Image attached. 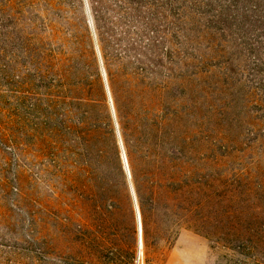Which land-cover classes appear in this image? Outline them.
Segmentation results:
<instances>
[{"label":"rangeland","instance_id":"1","mask_svg":"<svg viewBox=\"0 0 264 264\" xmlns=\"http://www.w3.org/2000/svg\"><path fill=\"white\" fill-rule=\"evenodd\" d=\"M0 264H264V0H0Z\"/></svg>","mask_w":264,"mask_h":264},{"label":"bare ground","instance_id":"2","mask_svg":"<svg viewBox=\"0 0 264 264\" xmlns=\"http://www.w3.org/2000/svg\"><path fill=\"white\" fill-rule=\"evenodd\" d=\"M122 158H123L125 167H127V162H126V157H125L124 152L122 153ZM127 172H128V170H127ZM128 176H129V172H128ZM137 208H136V219H137L138 235H139L138 236V247H139V250H141V248H142V236L143 235H142V225H141L140 214H139V211ZM139 231H140V233H139Z\"/></svg>","mask_w":264,"mask_h":264},{"label":"water","instance_id":"3","mask_svg":"<svg viewBox=\"0 0 264 264\" xmlns=\"http://www.w3.org/2000/svg\"><path fill=\"white\" fill-rule=\"evenodd\" d=\"M133 200H134L135 206L137 207V205H136V199H135L134 195H133ZM139 233H140V231H139Z\"/></svg>","mask_w":264,"mask_h":264},{"label":"trees","instance_id":"4","mask_svg":"<svg viewBox=\"0 0 264 264\" xmlns=\"http://www.w3.org/2000/svg\"><path fill=\"white\" fill-rule=\"evenodd\" d=\"M123 153V152H122ZM123 159V158H122ZM126 162H127V160H126ZM123 163H124V161H123ZM125 165V164H124ZM128 173V172H127ZM138 196H139V192H138ZM140 197V196H139Z\"/></svg>","mask_w":264,"mask_h":264}]
</instances>
